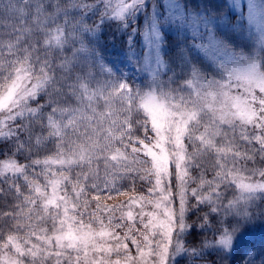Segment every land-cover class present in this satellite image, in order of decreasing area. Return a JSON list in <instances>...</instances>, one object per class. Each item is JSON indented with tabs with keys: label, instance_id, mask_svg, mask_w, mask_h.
<instances>
[{
	"label": "snow or ice",
	"instance_id": "snow-or-ice-1",
	"mask_svg": "<svg viewBox=\"0 0 264 264\" xmlns=\"http://www.w3.org/2000/svg\"><path fill=\"white\" fill-rule=\"evenodd\" d=\"M257 228L264 0H0V264H264Z\"/></svg>",
	"mask_w": 264,
	"mask_h": 264
},
{
	"label": "trees",
	"instance_id": "trees-1",
	"mask_svg": "<svg viewBox=\"0 0 264 264\" xmlns=\"http://www.w3.org/2000/svg\"><path fill=\"white\" fill-rule=\"evenodd\" d=\"M191 223V221H189ZM190 239H194L195 236L189 237ZM250 243L253 245H260L264 243V228H257L250 237ZM181 264H186V261H181Z\"/></svg>",
	"mask_w": 264,
	"mask_h": 264
}]
</instances>
